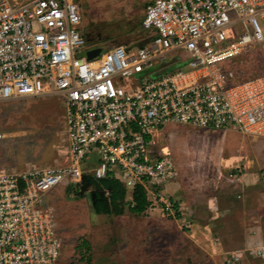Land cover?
<instances>
[{
    "label": "built area",
    "instance_id": "1",
    "mask_svg": "<svg viewBox=\"0 0 264 264\" xmlns=\"http://www.w3.org/2000/svg\"><path fill=\"white\" fill-rule=\"evenodd\" d=\"M258 17L264 0H153L147 42L106 47L87 42L77 0H0V101L61 96L67 140L60 164L0 170V264H62L47 194L85 173L176 209L165 188L179 168L158 146L165 125L264 137V75L237 83L226 64L264 44Z\"/></svg>",
    "mask_w": 264,
    "mask_h": 264
},
{
    "label": "rangeland",
    "instance_id": "2",
    "mask_svg": "<svg viewBox=\"0 0 264 264\" xmlns=\"http://www.w3.org/2000/svg\"><path fill=\"white\" fill-rule=\"evenodd\" d=\"M152 1L77 0L84 25L102 31V43L111 47L141 46L149 40L142 20ZM258 22L264 35V19L258 17ZM245 48L243 55L226 62L229 70H238L233 79L237 83L264 75V44ZM173 57L183 62L190 59L182 50ZM119 82L124 85L129 80ZM64 128L65 101L59 95L0 101V170L62 163L67 144ZM158 141L161 153L169 151L179 168V178L170 184L177 193L167 192L170 185L165 188L178 208L171 212L154 204L139 216L129 211L119 216L97 215L90 194H82L65 180L47 194L64 247L62 264H75L82 241L90 245L93 264L241 263L243 258L233 257L241 256L238 248L251 222L245 216L247 202L237 198L246 194L234 181L244 174L257 179V192L261 190L264 200V137L243 135L236 129L203 131L172 124L163 127ZM227 184L236 185L229 198L237 205L213 199L215 194L221 197L220 190ZM259 208L264 212V206Z\"/></svg>",
    "mask_w": 264,
    "mask_h": 264
},
{
    "label": "trees",
    "instance_id": "3",
    "mask_svg": "<svg viewBox=\"0 0 264 264\" xmlns=\"http://www.w3.org/2000/svg\"><path fill=\"white\" fill-rule=\"evenodd\" d=\"M232 71L235 76L239 74L235 68ZM76 189L82 194H90L92 208L97 215L119 216L129 211L139 216L145 214L150 207L147 192L141 185L129 190L122 181L112 175L98 179L91 173H85ZM129 194H132L131 200H128ZM174 207L178 208L175 201ZM78 250L79 257L76 256L75 264H93L91 256L88 255L90 245L87 241H82Z\"/></svg>",
    "mask_w": 264,
    "mask_h": 264
},
{
    "label": "crops",
    "instance_id": "4",
    "mask_svg": "<svg viewBox=\"0 0 264 264\" xmlns=\"http://www.w3.org/2000/svg\"><path fill=\"white\" fill-rule=\"evenodd\" d=\"M234 182L236 185H240L243 190L242 192L246 194L242 195L241 198L240 196H237V198H239V200H241L243 203H245V201L247 202V211L245 213V216L248 217L249 222H251L249 227L246 229V236L243 237L244 239H242L238 248V251L242 252L239 258H243L241 259L240 264H264V258L256 254L258 251H264V220L262 219V217H264V212H262L259 208L261 206H264V204L262 203V201L264 200L260 196L262 194L261 190L257 192L258 184L256 185V182L258 181L257 179L255 180L252 177H248L247 174H244L238 179L237 183L236 181ZM226 186V188L220 190V198L216 194L213 195L214 201H233L229 198V196H231L230 192L235 186L232 187L228 184ZM167 192H172L173 194L177 193L176 188L173 185L167 187ZM207 199L205 201H209ZM241 201L239 202L242 203ZM233 203L234 205H237L236 201H233ZM252 212H257V215H252ZM246 220L248 221V219ZM255 221L258 222V224H254Z\"/></svg>",
    "mask_w": 264,
    "mask_h": 264
},
{
    "label": "flooded vegetation",
    "instance_id": "5",
    "mask_svg": "<svg viewBox=\"0 0 264 264\" xmlns=\"http://www.w3.org/2000/svg\"><path fill=\"white\" fill-rule=\"evenodd\" d=\"M84 35H85L86 39L97 40L100 42V44H102L103 46H106V44L102 43L103 36H104L102 31L96 32L95 30H93L88 25H84Z\"/></svg>",
    "mask_w": 264,
    "mask_h": 264
},
{
    "label": "water",
    "instance_id": "6",
    "mask_svg": "<svg viewBox=\"0 0 264 264\" xmlns=\"http://www.w3.org/2000/svg\"><path fill=\"white\" fill-rule=\"evenodd\" d=\"M86 40H87L88 43H92V42L97 41V40H88V39H86ZM98 42H99V41H98ZM115 46H116V45H115ZM102 50H104V48H103V49H102V48H99V49H97V50H94V51L90 52V53H89L90 58H93L94 56L98 55Z\"/></svg>",
    "mask_w": 264,
    "mask_h": 264
},
{
    "label": "bare ground",
    "instance_id": "7",
    "mask_svg": "<svg viewBox=\"0 0 264 264\" xmlns=\"http://www.w3.org/2000/svg\"><path fill=\"white\" fill-rule=\"evenodd\" d=\"M160 153H161V151H160ZM161 154L164 155V156L167 155V154H164V153H161Z\"/></svg>",
    "mask_w": 264,
    "mask_h": 264
}]
</instances>
